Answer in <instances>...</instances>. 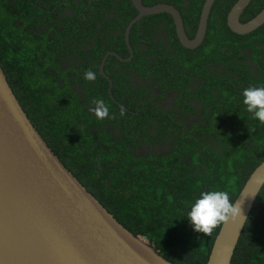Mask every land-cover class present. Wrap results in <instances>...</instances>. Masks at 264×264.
Masks as SVG:
<instances>
[{
	"label": "trees",
	"instance_id": "16d2710c",
	"mask_svg": "<svg viewBox=\"0 0 264 264\" xmlns=\"http://www.w3.org/2000/svg\"><path fill=\"white\" fill-rule=\"evenodd\" d=\"M165 1L180 8L193 35L205 0H192L187 10L186 0H143L145 5ZM236 1L216 0L206 38L194 49L181 43L168 13L175 53L150 42L151 55L144 54L132 34L139 41L149 36L138 34L134 24V58L110 55L105 71L113 61L144 79L156 77L162 89L151 100L153 92L142 84L134 87L126 70L110 73L112 96L100 72L108 50L130 54L124 37L138 14L132 0H0V63L34 125L122 224L176 264H207L221 227L210 236L194 230L187 214L200 194L226 190L233 202L264 160V124L243 103L244 89L264 86V24L233 33L226 17ZM67 6L73 13L64 11ZM263 8L264 0H252L244 18ZM217 62L225 69L206 72ZM87 71L96 79L86 80ZM169 91L179 93L171 105L165 103ZM195 97L199 112L190 101ZM97 99L108 106L109 118L98 119L91 111ZM232 264H264V187Z\"/></svg>",
	"mask_w": 264,
	"mask_h": 264
},
{
	"label": "water",
	"instance_id": "95a60500",
	"mask_svg": "<svg viewBox=\"0 0 264 264\" xmlns=\"http://www.w3.org/2000/svg\"><path fill=\"white\" fill-rule=\"evenodd\" d=\"M68 0H65L67 2ZM138 14L167 12L174 18L181 43L195 48L204 41L212 7L205 0L194 38L186 32L181 11L173 4L145 5L132 0ZM252 0H238L228 14L230 28L249 33L264 24V8L247 22L241 15ZM106 54L100 69L104 70ZM113 82H111L112 84ZM264 187V160L252 171L233 202L242 215L222 224L207 264H232L243 229ZM0 264H176L145 236L122 224L62 162L36 128L14 92L0 63Z\"/></svg>",
	"mask_w": 264,
	"mask_h": 264
},
{
	"label": "clouds",
	"instance_id": "9594fccd",
	"mask_svg": "<svg viewBox=\"0 0 264 264\" xmlns=\"http://www.w3.org/2000/svg\"><path fill=\"white\" fill-rule=\"evenodd\" d=\"M85 79L95 80L96 73L87 71ZM243 97L247 111L254 114V117L264 124V86L247 87L243 91ZM93 104L95 107L91 111L98 119L109 118V108L103 100H94ZM121 115H124L123 108H121ZM241 205V202H232L230 193L226 190H208L202 192L195 200L187 217L190 218L195 231L210 236L219 225L225 224L229 220L234 221L242 215Z\"/></svg>",
	"mask_w": 264,
	"mask_h": 264
},
{
	"label": "flooded vegetation",
	"instance_id": "af4514ba",
	"mask_svg": "<svg viewBox=\"0 0 264 264\" xmlns=\"http://www.w3.org/2000/svg\"><path fill=\"white\" fill-rule=\"evenodd\" d=\"M92 1V0H91ZM220 1H222V0H220ZM238 1V0H237ZM236 1V2H237ZM216 2V1H215ZM235 2V3H236ZM252 2V1H251ZM251 2H250V4H251ZM164 3H167L166 1L164 2ZM186 5H187V7H186V9H184V10H187L188 9V7H190V5L192 4V0H186ZM234 3V4H235ZM170 4V3H169ZM215 4V3H214ZM233 4V5H234ZM249 4V5H250ZM233 5H232V7H233ZM248 5V6H249ZM214 6V5H213ZM248 6L246 7V9L248 8ZM231 7V8H232ZM231 8H230V10H231ZM180 9V8H179ZM212 9H213V7H212ZM246 9L244 10V12L242 13V15H241V21L242 22H247V21H249L250 19H252L253 17H255V16H249V15H247L248 17H245L244 18V14H245V11H246ZM230 10H229V12H230ZM64 11H69V12H72L73 13V10H72V8L71 7H69V6H67V7H65V9H64ZM181 11V10H180ZM109 12V11H108ZM107 11H106V13H108ZM212 12V11H211ZM229 12H228V14H229ZM165 14H168L167 12H162V13H158V14H152V15H145V16H143L139 21H137L138 22V30H139V32H138V34H140V35H142L144 32L146 33V35L148 34V36H149V38L148 39H145L144 37H142V36H140V38H141V41H139L137 38H136V34L135 33H133L132 34V36H133V38H134V46H136V47H138V48H140L141 49V51H142V53H144V54H149V53H147L146 52V50H147V48H148V43H154V47H156V45L157 46H162V48L163 49H167L170 53H175V48L173 47V45H172V41L170 40V34L168 33V23H169V17L168 16H166ZM228 14H227V17H226V22H227V25L229 26V23H228ZM146 16H155L153 19H151V21L150 22H146V23H140L141 21H142V19L143 18H145ZM107 17H110L109 16V14L107 15ZM173 17V16H172ZM210 17H211V15H210ZM200 22V21H199ZM185 24V23H184ZM134 26V25H133ZM133 26H132V28H133ZM142 26H143V28H144V30L142 29ZM176 26V25H175ZM209 26H210V19H209V24H208V29H209ZM128 27V26H127ZM198 27H199V25H198ZM132 28H131V30H132ZM190 29H192V27L190 26L189 27ZM229 28H230V26H229ZM185 29H186V27H185ZM231 29V28H230ZM131 30H130V34H129V40L127 39V28H126V32H125V40H126V44H127V46H128V48H129V52H130V54H129V56L131 55V49L130 48H133V57H132V59L134 58V55H135V49H134V47L132 46V43H131ZM232 30V29H231ZM197 31H198V29H197ZM197 31H195V33H193V35H191V36H189L190 38H194L195 36H196V33H197ZM233 31V30H232ZM177 32V31H176ZM187 32V31H186ZM208 32V31H207ZM233 33H235V34H240V35H243V33H237V32H235V31H233ZM188 34V33H187ZM245 34H247V33H245ZM207 35V34H206ZM206 38V37H205ZM205 40V39H204ZM204 42V41H203ZM202 42V43H203ZM201 43V44H202ZM156 44V45H155ZM200 46V45H199ZM186 47V46H185ZM186 48H189V47H186ZM195 48H197V47H195ZM189 49H194V48H189ZM109 51H115V50H108L106 53H105V56H106V54H108V52ZM246 51H248V50H246ZM115 52H117V51H115ZM118 53V52H117ZM119 54V53H118ZM110 55H115V54H109L108 56H107V58H106V61H107V59H108V57L110 56ZM149 55H151V54H149ZM105 56L103 57V60H104V58H105ZM115 56H117V55H115ZM122 56V55H121ZM129 56H126L125 58H127V57H129ZM248 57H250V53H249V55H248ZM119 58V57H118ZM131 59V60H132ZM151 59H153V57L151 58ZM103 60H102V62H103ZM121 60V59H120ZM131 60H129V61H131ZM123 61H126V60H123ZM248 62H251V64L253 65L252 67H253V69H254V72H257L258 70H256V65L255 64H253V62L251 61V59H249V60H247ZM102 62H101V64H102ZM101 64H100V66H101ZM105 65H106V62H105ZM109 66H110V68L108 69V63H107V70H108V72H106L107 73V79L109 80V82H110V85H109V87H110V94L113 96V94H112V86H113V83L111 84V82H113V79L111 78V76H110V73H112V72H114V73H118V72H120V71H123V70H126L127 72H128V74L130 75V77L132 78V80L130 81V82H132V84L134 85V87H138L139 86V84H142L143 85V87L145 88H147L148 90H147V92H150V93H152L153 92V95H151V100L153 99V98H155L156 97V93H159L160 91H161V89H162V87L161 86H159L158 85V80H157V78L156 77H154L153 79H151V74H150V78H147V79H144V77H142L141 76V74L136 70V69H130V68H121L120 66H118V65H115L114 64V62L113 61H110L109 62ZM214 67H217L218 69H221V70H224L225 68H224V66L221 64V63H215V64H210V65H208V67H207V69H206V72H208V71H210V70H212V69H214ZM104 70H105V66H104ZM100 72H101V69H100ZM102 74V73H101ZM103 75V74H102ZM202 82H204V78H202ZM189 86H192V84L191 85H189ZM194 86H197L196 84L194 85ZM179 95V93L177 92V91H169L168 93H167V98H166V101H165V103L166 104H173V103H175V97L176 96H178ZM197 98L195 97V99H193V100H190V101H192L193 103H194V108H196V110L199 112V108H197V106H199L198 104H197ZM181 110H182V108L181 107H179ZM178 108V111L179 112H181V110ZM190 114H191V112H190ZM191 117H194V118H196L197 116H191Z\"/></svg>",
	"mask_w": 264,
	"mask_h": 264
}]
</instances>
